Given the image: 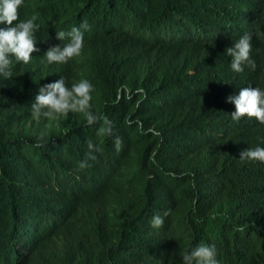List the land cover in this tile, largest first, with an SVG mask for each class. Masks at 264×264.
Wrapping results in <instances>:
<instances>
[{
    "label": "clouds",
    "instance_id": "1",
    "mask_svg": "<svg viewBox=\"0 0 264 264\" xmlns=\"http://www.w3.org/2000/svg\"><path fill=\"white\" fill-rule=\"evenodd\" d=\"M62 2L0 0V118L19 122L22 125H17L24 127V121L17 115L27 112L38 127H58L61 136L86 147L87 159L95 160L94 152L99 154L108 149L117 153L122 140L103 114L104 96L89 78L77 75L73 60L83 54L85 32L92 24L101 22L104 15L94 9L92 0H80L78 7L82 13L76 21L58 28L48 16ZM259 10L260 0L189 3L183 17L174 12L171 19L166 18L160 25L153 39L143 37L145 47L138 52L137 60L145 69L157 70L156 65L150 63L154 56L162 63H169L172 54L183 44L188 45L186 51L194 56L196 48L211 50L217 61L207 83L198 78L164 89L165 93L158 94L146 111L153 115L162 108L159 116L168 120L167 110L183 103L186 115L178 125L164 131L144 130L140 122L132 123L153 138L150 158L154 164L150 168L158 166L157 156L180 159V163L174 165L185 187L194 190L193 204H197L199 217L215 188L214 200L224 197L235 204L234 219L246 227L264 231V136L252 142L249 133L241 129L242 126L264 127V86L235 84L241 74L256 68L251 53ZM185 75L192 76L194 72L187 70ZM137 92L143 93V90L137 89ZM76 128L88 131L95 128L98 132L93 135L75 133ZM112 135L114 142L107 144L103 136ZM48 142L46 138L38 140L33 147L41 148ZM99 157L103 162H111L106 154ZM192 158L198 164H191ZM213 160H219L220 164H212ZM89 166L87 160L79 163L80 168ZM193 166L198 169L194 170ZM71 176L75 177V182L67 192L37 202V207L57 213L63 208L90 203L96 194L90 195L83 179L75 173L62 180ZM112 181L115 189L108 193L107 200L130 201L132 187L123 190L118 199L116 181ZM14 190L22 199V186L16 184ZM21 205L22 202L12 204L14 217L0 218V241L6 242L0 247V264H70L72 252L63 235L39 225L21 224L18 216ZM120 207L121 215L127 216V204ZM214 207L213 203L212 212ZM168 215L166 210L163 216L155 215L152 220L143 218L148 238H157ZM117 242L118 248L110 264H153L164 249V244L151 246L132 232ZM173 249L176 264H222L215 245L210 243L177 242Z\"/></svg>",
    "mask_w": 264,
    "mask_h": 264
},
{
    "label": "trees",
    "instance_id": "2",
    "mask_svg": "<svg viewBox=\"0 0 264 264\" xmlns=\"http://www.w3.org/2000/svg\"><path fill=\"white\" fill-rule=\"evenodd\" d=\"M79 1L63 0L48 19L58 28L74 23L82 13ZM203 1L92 0L94 9L104 17L85 32L83 54L73 60V64L77 75L89 78L104 96L103 114L112 122V130L122 140V147L117 153L108 149L99 154L94 152L96 159L91 160L87 159L89 150L61 136L58 127H38L32 120H26L24 127H20L19 122L0 118V218L14 217L12 204L22 202L18 213L20 223L39 225L56 235H63L72 252L70 264H110L118 248L117 241L131 232L151 246L164 244L162 254L153 264H176L173 248L177 242L213 244L222 264H264V231L246 227L234 219L235 204L224 197L214 200L215 188L206 200V210L199 217L197 204H193L194 190L185 187L174 165L179 164L180 159L157 156L158 166L150 168L154 164L150 158L154 150L153 138L140 132L137 124L132 123L140 122L144 130L167 131L184 120L185 104L167 110L168 120L159 116L163 113L162 108L150 115L146 111L158 94L198 78L207 83L217 61L211 50L196 48L194 56L186 51L188 45L183 44L172 54L169 63L152 57L150 63L156 65L157 70L145 69L137 60L138 52L145 47L143 37L153 39L166 18L171 19L174 12L183 17L189 3ZM256 32L251 53L256 68L241 74L235 80L237 85L255 83L264 86V0H260ZM187 70H192L194 75H185ZM137 89H142L143 93H138ZM241 129L249 133L252 142L264 136V127L242 126ZM73 132L93 135L98 130L76 128ZM45 138L49 142L44 147H33ZM103 138L107 144L115 139L114 135ZM100 154L108 155L111 162H103ZM85 160L90 166L80 168L79 163ZM190 163L198 164L193 158ZM212 164H220V161L213 160ZM193 169L197 170L198 166ZM73 173L83 179L90 195L96 194L90 203L63 208L57 213L37 207V202L67 192L75 177L62 179ZM112 179L116 181L118 199L123 190L132 187L130 201L107 200L108 193L115 189ZM58 181L61 182L51 185ZM16 184L24 190L22 199L14 190ZM213 203L214 212L211 211ZM120 204H127V216L121 215ZM109 208L113 209L112 214L111 209L105 212ZM166 210L169 215L164 217V226L159 228L157 238L151 240L144 233L143 218L152 220L155 215L163 216ZM5 245V241H0V247Z\"/></svg>",
    "mask_w": 264,
    "mask_h": 264
},
{
    "label": "rangeland",
    "instance_id": "3",
    "mask_svg": "<svg viewBox=\"0 0 264 264\" xmlns=\"http://www.w3.org/2000/svg\"><path fill=\"white\" fill-rule=\"evenodd\" d=\"M17 118H19L20 120L26 122V120L30 121L31 120V115L27 112H23L22 114H18ZM36 124H38L36 122Z\"/></svg>",
    "mask_w": 264,
    "mask_h": 264
}]
</instances>
